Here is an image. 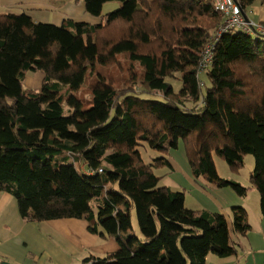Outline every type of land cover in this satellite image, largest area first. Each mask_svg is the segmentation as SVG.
I'll list each match as a JSON object with an SVG mask.
<instances>
[{
    "label": "trees",
    "instance_id": "16d2710c",
    "mask_svg": "<svg viewBox=\"0 0 264 264\" xmlns=\"http://www.w3.org/2000/svg\"><path fill=\"white\" fill-rule=\"evenodd\" d=\"M83 1L98 22L0 14V190L16 197L23 219L84 218L90 232L119 242L81 264H206L210 253L237 254L233 234L249 230L246 209L233 206L229 221L189 208L184 190L160 184L153 167H171L165 155L182 140L195 179L244 194L219 176L212 154L231 167L252 154L264 217V36L231 28L213 39L223 22L213 0ZM111 1L118 5L103 11ZM236 1L244 13L264 3ZM211 41L203 90L198 71ZM108 66L137 78L97 70ZM30 70L41 74L39 89L23 86ZM177 71L178 89L168 79ZM88 74L86 101L74 92ZM141 146L165 155L145 162ZM132 208L142 238L122 235Z\"/></svg>",
    "mask_w": 264,
    "mask_h": 264
},
{
    "label": "crops",
    "instance_id": "0c3cea01",
    "mask_svg": "<svg viewBox=\"0 0 264 264\" xmlns=\"http://www.w3.org/2000/svg\"><path fill=\"white\" fill-rule=\"evenodd\" d=\"M7 12H24L36 21L56 25L65 19L90 23L99 20L85 10L83 0H0V14ZM245 13L250 19L264 21V3L253 2ZM183 146L182 158L185 156ZM170 161L172 165L175 160L171 158ZM184 161L187 163V174L176 170L181 179L177 178L179 182L174 180L177 187L172 188L183 189L185 200L188 196L185 188L181 187V180L194 189L199 201L207 200L213 209L224 210L229 208L227 205L239 202V197L229 188L219 190L213 186H201V182L192 175L187 157ZM194 201L200 205L196 199ZM248 222L250 227L242 236L240 251L226 257L210 253L206 264H264V217L260 212ZM122 235L126 238L129 233L122 232ZM118 247L119 242L115 238L90 232L84 218H57L39 222L23 219L16 197L0 190V264H81L86 250L93 249L97 256H102L100 254L107 255Z\"/></svg>",
    "mask_w": 264,
    "mask_h": 264
},
{
    "label": "rangeland",
    "instance_id": "374dc122",
    "mask_svg": "<svg viewBox=\"0 0 264 264\" xmlns=\"http://www.w3.org/2000/svg\"><path fill=\"white\" fill-rule=\"evenodd\" d=\"M117 5H118V2H115V1L107 2L103 6V11L111 9L112 7L117 6ZM239 31L240 30H237V29L233 30V32H239ZM252 36L255 39H257L256 37H258L256 35H252ZM121 60H123V59H121ZM97 70L100 71L102 74H104L106 76H111L112 78L114 77L117 80H120L121 75H124L125 77H127L129 79V81H131V82H134L137 78L136 72H134L132 69L123 70L122 68L117 69L113 66H108V67H104V68H97ZM28 77L30 78V80L28 79ZM199 77H200V80L203 83H205V86H203V90H205V87L207 85H209V80H208L205 72H203V71H202V73H200ZM168 79L174 84V87L176 89H178L181 86L180 73L178 71L175 72L174 77H170ZM93 80H94V75L88 74L84 83L82 84V86L74 92L77 95V97L83 98L86 101H88L89 94L91 93L90 83ZM22 83H23L24 87H32L35 89H39L41 87V74H40V72L38 70L27 71ZM63 105L65 106V108H67L66 100L63 101ZM181 145H183L182 140L180 141L179 146L175 149H171L167 155H165L162 152H159L157 150H153L147 146H141L140 147L141 154H142V157H143L145 162H150L153 160V158L159 157L162 155H165L169 161L171 158H172V160H175V161H172L171 167H168L166 165L163 167H158V168L153 167V173L158 175V176H161L160 177L161 179L159 181L160 184H165V185H169L173 188H176L177 184L175 185L174 180H177V178L181 179V175L175 171L179 170V171H182L184 174H187L185 172V165L187 166V163L184 161V158H186L187 156L185 153V156L182 158L183 153L181 150ZM183 148H184V146H183ZM184 151H185V148H184ZM171 154H172V156H170ZM212 158H213V161H214V164H215V167H216V170H217V173L219 174V176H221L222 178L230 179V180H233V181L240 183L242 186H244L246 188L245 193L244 194L238 193L230 185L222 186V187H215L219 190L229 188L240 199L238 203H231V204L227 205V206H229V208L227 207L224 210H216V209L211 208L210 204L208 205L207 200H205L204 202L199 201L196 198V193H195L194 189L186 181L181 180V182H180L181 187L185 188V191L187 192V196H188L187 200H185V206H187L189 208H193V209L205 208V209L210 210V211H216V212L220 211L223 214H225L227 219L230 221L233 219L232 218L233 217L232 207L233 206H242L247 211L248 221H251L257 215V213L261 212L260 211V205H259V192L252 185V183L250 181V173L253 171L254 166H255L254 155L245 154L243 156V163L240 167H231L223 157H221L220 155H218L216 153L212 154ZM173 169H175L174 172H173ZM190 170H191V168H190ZM196 181L201 182L200 184L203 187H206V186L210 187L211 186L209 182L204 180V178H201L199 180L196 179ZM177 182H179V181L177 180ZM204 189H207V188H204ZM193 198L196 199L198 202H200V205L197 204ZM241 203H243V204H241ZM131 220H132V229L125 231V233H130V234L133 233L136 236L142 238V234H141V231L139 228V223H138V218L136 216L135 208H132V210H131ZM126 238L128 239L129 236H127ZM233 239L236 242V246L238 248V251H240V247L243 245L242 244V240H243L242 235L235 233V234H233ZM86 251H87V253L85 254L86 257L89 254H94L95 256L98 255L95 251H93V249H89ZM100 255H102V256H99V257L106 256V254H100Z\"/></svg>",
    "mask_w": 264,
    "mask_h": 264
},
{
    "label": "built area",
    "instance_id": "2783aa9c",
    "mask_svg": "<svg viewBox=\"0 0 264 264\" xmlns=\"http://www.w3.org/2000/svg\"><path fill=\"white\" fill-rule=\"evenodd\" d=\"M213 6L223 16V22L219 24L213 34V39L219 37L223 32L231 28H236L245 31L246 33H258L259 36H264V21H257L248 18L241 5L236 0H213ZM214 41L205 45L201 55L198 76L206 69L213 58ZM90 173L95 170L88 168Z\"/></svg>",
    "mask_w": 264,
    "mask_h": 264
}]
</instances>
